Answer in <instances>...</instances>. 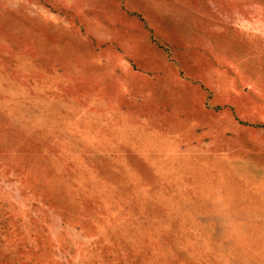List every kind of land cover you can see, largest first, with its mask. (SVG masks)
I'll return each mask as SVG.
<instances>
[{"label":"rangeland","instance_id":"rangeland-1","mask_svg":"<svg viewBox=\"0 0 264 264\" xmlns=\"http://www.w3.org/2000/svg\"><path fill=\"white\" fill-rule=\"evenodd\" d=\"M0 226L27 264H264V0H0Z\"/></svg>","mask_w":264,"mask_h":264},{"label":"trees","instance_id":"trees-1","mask_svg":"<svg viewBox=\"0 0 264 264\" xmlns=\"http://www.w3.org/2000/svg\"><path fill=\"white\" fill-rule=\"evenodd\" d=\"M4 229L5 227H2L0 226V248L5 246L4 244L6 242H9L11 243V246H9L8 248H6L5 250H7V253H1L0 251V264H27V260H29L28 256H27V252L25 250H28V246H25V245H21V242H20V238H15L13 237V229L10 228V232L12 235L8 236V240L5 238V239H2V235L4 233ZM35 230H32L30 231L27 236H29L31 239H34V238H37V236H35V233H34ZM7 235V234H6ZM182 235V232H179V231H175L174 232V236L175 238L179 237ZM192 238H195L194 237V234L191 236ZM21 240H26V235H24V233L22 234L21 236ZM192 238H190V240H192ZM202 237L199 238V240L201 239ZM12 239V240H11ZM122 239H124V237H122ZM129 239L132 240V239H135L134 236H129ZM17 244H19L17 246ZM22 246H25V247H22ZM32 246V245H31ZM16 247H22V248H19L17 249ZM4 248V247H3ZM182 254H189V252H191L192 248L188 247L187 249L182 246ZM196 251L197 249H195L193 252H192V257H195L196 255ZM208 253L210 254L211 253V249H208L207 250ZM39 254H42V251H37V256ZM179 253V256L182 255ZM213 254H216V253H211V255ZM227 255H229L230 257H233L234 256V253L232 251H228L227 252ZM178 256V254H177ZM137 264V263H136Z\"/></svg>","mask_w":264,"mask_h":264}]
</instances>
